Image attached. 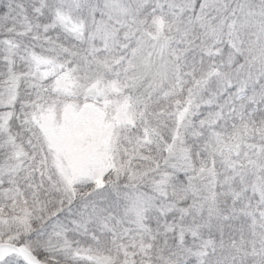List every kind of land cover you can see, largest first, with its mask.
I'll return each mask as SVG.
<instances>
[{"label":"snow or ice","instance_id":"1","mask_svg":"<svg viewBox=\"0 0 264 264\" xmlns=\"http://www.w3.org/2000/svg\"><path fill=\"white\" fill-rule=\"evenodd\" d=\"M0 264H264V0H0Z\"/></svg>","mask_w":264,"mask_h":264}]
</instances>
